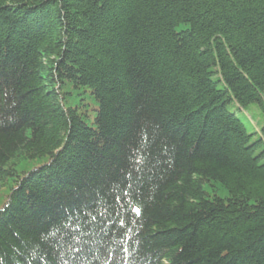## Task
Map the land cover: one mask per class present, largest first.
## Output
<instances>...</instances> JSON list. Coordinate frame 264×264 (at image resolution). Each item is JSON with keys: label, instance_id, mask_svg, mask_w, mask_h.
<instances>
[{"label": "trees", "instance_id": "1", "mask_svg": "<svg viewBox=\"0 0 264 264\" xmlns=\"http://www.w3.org/2000/svg\"><path fill=\"white\" fill-rule=\"evenodd\" d=\"M250 104L264 0H0V264H264Z\"/></svg>", "mask_w": 264, "mask_h": 264}, {"label": "rangeland", "instance_id": "2", "mask_svg": "<svg viewBox=\"0 0 264 264\" xmlns=\"http://www.w3.org/2000/svg\"><path fill=\"white\" fill-rule=\"evenodd\" d=\"M238 114L242 117L243 115L250 121L257 129H259L264 124V114L261 112L259 107L256 104H250L242 108L241 112ZM264 137V133H262ZM3 191H0V197L4 194Z\"/></svg>", "mask_w": 264, "mask_h": 264}, {"label": "snow or ice", "instance_id": "3", "mask_svg": "<svg viewBox=\"0 0 264 264\" xmlns=\"http://www.w3.org/2000/svg\"><path fill=\"white\" fill-rule=\"evenodd\" d=\"M136 211H137V212H139V210H138V209H137Z\"/></svg>", "mask_w": 264, "mask_h": 264}]
</instances>
